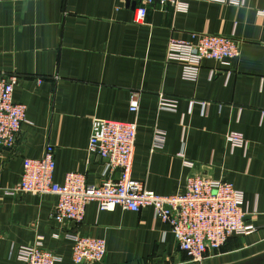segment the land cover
Segmentation results:
<instances>
[{
	"label": "crops",
	"instance_id": "crops-1",
	"mask_svg": "<svg viewBox=\"0 0 264 264\" xmlns=\"http://www.w3.org/2000/svg\"><path fill=\"white\" fill-rule=\"evenodd\" d=\"M134 16V0H0V74L18 77L14 98L27 106L16 149L0 150V264H25L20 250L36 245L56 264H76V234L107 244L103 262L83 264H196L152 208L91 203L80 225L64 227L53 219L56 196L14 191L24 161L48 145L56 183L70 172L102 183L105 162L88 152L96 118L137 122L133 178L149 190L183 194L198 173L243 193L245 220L257 230L204 264L264 253V0L156 1L144 23ZM200 34L235 39L238 57L202 60L198 69L169 60L171 39L194 43Z\"/></svg>",
	"mask_w": 264,
	"mask_h": 264
},
{
	"label": "built area",
	"instance_id": "built-area-1",
	"mask_svg": "<svg viewBox=\"0 0 264 264\" xmlns=\"http://www.w3.org/2000/svg\"><path fill=\"white\" fill-rule=\"evenodd\" d=\"M134 21L144 23L149 10L158 1L162 6L181 5V0H136ZM169 60L198 69L202 60L226 63L239 55L235 39L200 34L193 43L171 39ZM18 84L15 75L0 74V150L14 151L27 106L15 101ZM140 110V97L135 94L129 111L135 117ZM137 122L96 118L92 121L88 152L105 162V179L100 184L87 182L84 174L70 172L63 184L55 182V149L48 145L39 159H26L21 181L14 191L38 196L54 195L57 204L54 221L65 226H78L85 218L87 206L97 203L101 211L117 207L131 212L152 208L155 215L170 227L178 249L196 264H204L211 253H217L231 239L253 234L257 228L246 222L243 193L225 180H214L201 174L188 177L186 191L177 195H159L133 178L137 139ZM239 142L238 137H234ZM119 171L117 180L110 173ZM2 231L0 226V241ZM73 261L76 264L101 263L107 254L104 239L73 235ZM20 257L25 264H56L58 258L40 245L24 247Z\"/></svg>",
	"mask_w": 264,
	"mask_h": 264
},
{
	"label": "water",
	"instance_id": "water-1",
	"mask_svg": "<svg viewBox=\"0 0 264 264\" xmlns=\"http://www.w3.org/2000/svg\"><path fill=\"white\" fill-rule=\"evenodd\" d=\"M135 9H136V2L134 0ZM233 264H264V253L257 255L255 257H252L250 259H246L241 262L233 263Z\"/></svg>",
	"mask_w": 264,
	"mask_h": 264
},
{
	"label": "rangeland",
	"instance_id": "rangeland-1",
	"mask_svg": "<svg viewBox=\"0 0 264 264\" xmlns=\"http://www.w3.org/2000/svg\"><path fill=\"white\" fill-rule=\"evenodd\" d=\"M203 176L207 177L206 175H203ZM211 254H213V253H211ZM211 254H210L208 257H210V256H211Z\"/></svg>",
	"mask_w": 264,
	"mask_h": 264
}]
</instances>
